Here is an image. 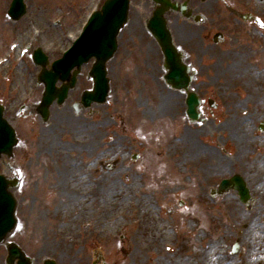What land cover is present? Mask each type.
Returning a JSON list of instances; mask_svg holds the SVG:
<instances>
[{
	"label": "flooded vegetation",
	"instance_id": "obj_1",
	"mask_svg": "<svg viewBox=\"0 0 264 264\" xmlns=\"http://www.w3.org/2000/svg\"><path fill=\"white\" fill-rule=\"evenodd\" d=\"M179 2L187 4L186 12H171L166 17L170 26L172 25L178 32L177 45L183 50L186 62L196 70V78H199L200 83L222 81L225 73L221 62L224 59L216 47L217 44L213 43L214 34L220 31L217 4L219 1L179 0ZM0 7L7 8V0H0ZM154 9V0H132L131 32L126 35V31H123L119 37V48L123 51L128 50L134 43L143 50L145 44L143 37L146 33L150 35L147 19ZM190 11L193 15L187 17ZM198 14L201 15V22L196 19ZM238 15L241 16L239 12ZM247 30L249 31L243 38L246 41L245 46L236 52L238 59L229 64L230 70L235 69V75L244 71L247 77L243 81L247 83V92L242 98L247 106L243 110L241 107L243 101L235 96L220 98L216 91L198 92L202 99L201 110L205 121L193 123L186 114L187 92L174 91L170 95L161 93L157 107L149 104L148 96L147 100L143 96L136 98L138 109H141L143 114L168 115L167 111L171 108L169 104L182 108L184 114V123L179 135L181 144H184L181 149V160L178 162L181 172L169 170L161 176L166 182L168 180L169 184L173 182L172 189L166 194L162 193L167 202L142 204L161 224L162 234L154 235L150 228L145 230L142 227L137 228L133 234L134 242L137 243L134 249L141 256L142 263L148 261L147 264H264V131L261 133L258 130L264 120V23L262 26ZM196 35L203 41L202 45L194 44ZM226 38L225 35V40ZM147 48H153V44L148 43ZM159 52L162 53L160 49ZM244 56L247 58L242 62ZM124 59H121L119 67L126 77H130L131 72ZM161 60L163 61V55ZM142 61L149 67L148 70H143L148 77L163 80V70L157 73V69L161 68L160 60L157 63L148 62L146 59ZM143 64L140 66H145ZM211 100L216 107L210 105ZM262 104L263 114L260 112L261 117L254 119ZM126 105L125 102L124 106ZM70 121L73 134L81 136L82 145L74 143V147L78 146L80 151L85 152L84 160L76 163L78 156L72 155L74 161L71 164L66 162L64 170H58L54 186L42 187L41 190H51L54 194H74L71 186L73 183L67 186L65 183L60 185L59 178L69 180L71 178L69 175L78 169V176L85 181L82 190H85L89 194V200L99 207L102 205L101 194L105 189L103 181L108 178L107 171L119 172L121 177L131 179V183L121 188L137 192L140 166L137 160L132 159L135 151L126 149L137 144L133 136L130 143L122 141L120 145L122 157H114L115 167L109 170L107 110L91 107L85 110L83 117L76 113L71 115ZM116 121L119 130H127V120L122 112L118 114ZM251 126L254 133L249 136L245 131H249ZM253 137L255 139L252 141L259 140L262 154L256 156L257 158L244 157L243 154L248 150L246 143ZM189 154H194L197 158V167L194 170L188 166ZM19 169L23 174V164ZM7 170L11 171L8 158ZM237 173H241L247 183L250 192L247 201L242 199L241 189L234 187L239 182H232L229 189L220 191L219 185L222 180ZM173 196H178L179 202H172ZM92 202L87 203L89 207L82 209L83 212L77 215L79 221L92 218L101 220L102 212H98L99 208L94 209ZM56 210H59V207ZM94 210L98 213L92 217L91 213ZM44 211L48 217L51 212L49 207ZM206 211L208 214L212 211L209 216L213 215V218L206 216ZM228 211L229 214L226 213ZM217 212L224 214L222 217L224 225L234 228L232 234L221 233L224 229L217 218ZM236 216L242 218H235ZM18 217L19 222H27L29 214H20ZM154 224L152 223V227ZM153 232H157V229L155 228ZM230 240L234 242L231 243ZM236 242H239V248L234 252L233 246ZM33 257L41 259L38 264H45L48 253L45 250H38L33 253ZM139 260L136 256L133 264H140Z\"/></svg>",
	"mask_w": 264,
	"mask_h": 264
},
{
	"label": "rangeland",
	"instance_id": "obj_2",
	"mask_svg": "<svg viewBox=\"0 0 264 264\" xmlns=\"http://www.w3.org/2000/svg\"><path fill=\"white\" fill-rule=\"evenodd\" d=\"M104 1L105 0H27L28 12L17 22H13L9 18L6 22L3 12L4 8L0 7V56H4L1 57L0 60L5 59V62L7 60L9 63L5 70L0 71V104L5 105V115L10 118L16 126L21 138V145L16 148V156L12 159L11 164L13 167L18 168L23 164V177L25 181L22 188L16 190L19 200L18 214H29L27 222L22 221L23 227L20 226L22 230L17 231L14 238L18 242H21L30 254L38 250H45L49 255L54 256L60 264H92L96 260L97 255L95 253L98 250L104 253L109 264H133L136 256L139 257L140 264H147L148 261L142 263L141 256L138 254V251L134 249L137 243L134 242L132 234L140 223L136 222L133 216L131 220L126 223H123L125 219L118 220L117 217L113 216L116 209L109 207V204L112 199L117 197L115 196V192L119 194V200L121 198V200L126 201L125 203H130L134 206H137V203L143 204L148 202L154 204L167 202V199L162 197V193L166 194L168 190H171L173 182L169 184L168 180L167 183L164 177L161 176L164 171L169 170L167 167L172 168L174 163L167 161V158L164 157L169 153L175 160L179 159L178 156H182L181 149L184 145H182L178 139H176L175 142H173L174 140L170 141V130L175 128L171 127V125L174 123L180 125L184 117L182 108L175 107L172 104H169L171 108L167 111V116L159 114L147 116L140 111L134 112L130 114V116L135 125L133 126L129 123L128 126V128L132 130L129 129L126 135H124V132L118 130L115 117L118 115V112H120L119 110H121L122 104L124 105L123 101L130 103L131 107H135L137 100H133V97L138 98L142 94L144 96L143 98L147 100V93L141 92L145 91L149 92V95L152 97L148 100L149 104L157 107L159 101L158 95L160 93L170 95L174 92L164 81L152 80L149 88V84H145L143 80V78L146 77L143 72L145 66H137V61L147 57L145 55L147 53L151 63H153V59H158V56H160L156 50L157 45L154 40H152V37L145 34L143 37L145 41L143 50H140L138 45L132 44L128 50H118L115 57L109 61L108 66L111 74L112 90L109 100L105 104L98 105L97 107L99 109H106L108 114V158L117 156L122 157L120 147L122 141L130 143L131 137L133 136L137 143L133 148L127 147L126 149L141 152L142 158L138 162L140 166L138 187L141 193H133L134 190L132 192H126V190L122 192L119 190L114 191L108 186L111 191L106 194L104 203L102 201L100 207L94 205V202L92 204L94 209L99 208L98 212L100 213L105 211L106 209L104 206L108 205V209L104 212V215L110 216L107 218L104 216V220H102L101 217V227L99 228H101L102 231L96 229L95 224L99 222L97 220L89 219L81 221L82 226L79 225L78 240L75 242L78 245H75L73 248H66L64 242H61L59 237L60 230L70 226L72 224L71 222H74L76 219L72 218L73 215L82 213V209L77 207L79 206L77 204L73 207L70 206L67 198L62 196V193L54 197V195L51 196V190H46L43 195H40L41 191L33 189L40 188L41 190L42 187L54 186L56 180L55 176H58V170H64L68 160L67 163L69 164L74 161V156L72 155L75 154L78 156L76 158L77 161H75L76 163L84 160L83 157L85 152L80 151L81 149L78 146L74 147V143L82 145L83 142L81 141V136L73 134L71 130L70 114L73 113L71 104L80 97L79 92L91 86L92 82L85 73L76 89L71 92L67 103L64 106L54 105L52 108V118L47 123L42 121V119L35 114L34 116L28 115L27 117L19 116L20 118L15 116L23 104L28 106L23 114L34 111L35 103L41 99L43 87L36 85L35 81V76L40 72L41 68L35 65L33 61L32 55L34 49L38 46L43 47L52 61L62 56L64 51L80 34L92 10L100 8ZM219 3H217L220 22L219 29L225 32L228 37L223 44L216 47L223 55L224 61L221 62V65L224 67V70L220 68L224 71L225 77L222 78L220 82L210 83H200L198 78L193 84V87L199 92L207 90L216 91L219 93V97L236 96L237 98H241L240 100L243 101L241 105L243 110L247 105L244 103V100H242L243 97L239 95L245 90V82L243 81H245L247 77L244 71H241L243 73H239V75H235V69L233 71L230 70L229 64L234 59H238L236 52L238 50L240 51L241 48L245 46L246 41L243 40V38L246 32L249 31L247 29L256 28L258 26L238 17L235 19L234 15L236 14L227 13V9L230 4L240 10H248L258 16L264 17V13H260V10L256 7V3L264 4V1L219 0ZM34 13H36V16H34ZM131 28L132 26L130 24L127 28L128 31L126 30V35L131 32ZM136 30H140V28H136ZM36 31L40 33L37 35ZM19 33H21V35ZM18 38H20L18 42L19 46L15 45ZM194 39V44H203V41L198 35H196ZM148 43L153 44V48H147ZM123 57L129 59L128 62L132 60L135 62V65L131 62V67L134 68L132 71L136 73V77L138 78H133V81L128 79L123 80L119 67ZM128 62L125 63L127 66L130 65ZM205 62H207V60H205ZM19 66H23L25 74H23L21 80L17 82L14 74ZM89 67L90 65L88 69ZM146 68L149 69L148 67ZM130 93L133 94L131 95ZM259 109L254 119L260 118L261 113L263 114V104ZM123 111L125 113V109H123ZM83 116L84 114L81 115V117ZM169 127H171L170 130H168ZM252 129L253 126L250 128V135L253 134ZM195 138L196 136H194V139ZM254 139L255 137H253L251 141ZM117 140L121 141L117 142ZM255 142H259V140ZM254 143H251V145L246 144L248 151L243 154L244 157L257 158L256 155L260 156L262 154L261 147H256ZM248 146L250 148H248ZM149 160L153 168H149ZM188 166L193 170L196 169L197 158L194 154H189ZM176 167H178L177 164ZM153 169L158 173H155ZM0 170L6 171V163L1 161V159ZM74 171H77V175H79L78 169ZM114 172L115 171L106 172L108 178L111 179L108 182L113 180L117 182L118 185H121L120 187H125L128 183H131V179L128 180L127 178H123L119 172ZM8 174L12 175L14 172H8ZM152 180L154 182H152ZM160 186L163 188H160ZM86 194H84V192L75 194V196H73L75 197L74 201H77L78 198H86ZM137 195H143L146 200L140 201ZM172 198V202L178 201V196H173ZM45 202L49 204L47 205ZM48 207L51 212L47 217L44 209ZM57 207H59V210H56ZM98 212L94 210V213ZM205 213L209 218H213V215L209 216L207 211ZM226 213L229 214V211ZM162 214H164V211ZM216 214L218 215L217 218L221 221V227L224 229L221 233L232 234L234 228L224 225L222 221L224 214L222 212H217ZM235 218L241 219L242 217L236 216ZM104 226L106 227L103 228ZM236 226H238L237 223ZM74 227L78 228L77 225ZM206 228L208 229V227ZM237 228L239 227H235V229ZM122 235L127 236L125 240H122ZM230 241L231 243L234 242H232V240ZM6 256L7 252L5 246L0 245V264H6Z\"/></svg>",
	"mask_w": 264,
	"mask_h": 264
},
{
	"label": "water",
	"instance_id": "obj_3",
	"mask_svg": "<svg viewBox=\"0 0 264 264\" xmlns=\"http://www.w3.org/2000/svg\"><path fill=\"white\" fill-rule=\"evenodd\" d=\"M129 0H107L103 9L97 11L90 19L85 27L82 36L75 42L73 47L67 51L61 59L53 64L52 70L45 67L48 64V57L41 49H37L34 55L37 64L44 66L42 76L47 89L44 94L42 112L45 116L49 113V106L56 97L62 103L69 92V88L75 84V74L71 70L75 66H81L82 63L88 61L91 57L97 58L92 74L95 77V91L86 92L84 101L89 104L94 100L104 102L109 93V78L107 77V61L113 57L117 49V36L121 27L124 25L128 10ZM25 4L23 0H14L10 9V14L15 18H19L25 12ZM164 11V9H162ZM163 50L166 54L168 66L170 68L168 81L175 87H187L190 80H176L181 76V67L177 62L178 53L174 47L172 37L161 21L160 27L155 32ZM184 68H182L183 70ZM68 79L70 82L65 84L60 91L56 87L59 80ZM190 116L197 117L198 112L196 106L198 98L194 93L189 96ZM4 107L0 106V156L3 153L11 154L14 145L17 143L15 129L4 118ZM18 183H13L5 175L0 173V241H3L7 234L12 231L16 225L15 210L17 201L11 188L17 187ZM12 252L16 256L19 250L16 245L12 248ZM24 260V257H23ZM24 264H30L29 259H25Z\"/></svg>",
	"mask_w": 264,
	"mask_h": 264
},
{
	"label": "bare ground",
	"instance_id": "obj_4",
	"mask_svg": "<svg viewBox=\"0 0 264 264\" xmlns=\"http://www.w3.org/2000/svg\"><path fill=\"white\" fill-rule=\"evenodd\" d=\"M263 5L264 4L256 3V7H258L259 10H264V6ZM19 34L21 35V33H19ZM31 34H32V31H31ZM19 40H20V38H18V40L16 41L15 45L19 46V44H18ZM17 50H18V48H17ZM246 58L247 57L244 56L242 58V60H243L242 62H244L246 60ZM3 62H4V60L1 61L0 64L3 63ZM8 65H9L8 61H7V63L4 62V64L0 65V71H2L5 68H7ZM23 69H24L23 66H19L17 68V70L15 71L14 75H15V79H16L17 82H19L21 80L22 75L25 74V71H23ZM69 176H71V178L69 180H65V179L60 177L59 178V184L61 185V184L65 183L66 186H67L69 183H73L71 186H72V188L75 191L74 193H76V194H79L81 192L83 193V190H82L81 187H83L85 181L83 179H81L77 175V171L73 172ZM109 180H111V179L110 178H106L105 182L103 181L105 189L102 191L101 201L100 202L103 201V203H104V200H106V194L109 191H111V189H113L114 191H118L119 190L120 192L125 190V189H122L120 187L121 185H118L117 182H115L113 180L108 182ZM108 186H110L111 189ZM132 191H127L126 190V192H132ZM115 193H116L115 196H117V197L112 199L111 203L109 204V207H112V209H114V208L116 209V212L113 214L114 217H117L118 220L119 219L120 220L125 219L123 223H126L127 221L131 220V218L133 216L134 219L138 223H140V227L144 228L145 230H149V228H150V231L152 230L151 233L154 234V235L162 234L161 224L158 222V220H156V217L153 215V213L151 211H149L145 206H141L140 203H137L138 204L137 206H134L133 204H130V203H125L126 201L121 200V198L119 200L118 199V195L119 194H117V192H115ZM133 193H137V192L134 190ZM126 194H130V193H126ZM62 196L66 197L69 203H72V204H75V205L76 204L79 205L77 207H79L81 209L88 208L89 205H87V203L92 202L91 200H89L88 197H86L87 199L86 198H83V199L78 198L77 201H74L75 197H73L71 195L62 194ZM132 205H133V208H132ZM107 206H104V208L106 210L108 209ZM105 211L102 212V220L105 219V217H104V216H106V215H104ZM91 215H92V217L95 216L94 211H93V213H91ZM108 216H110V215H107L106 218ZM100 221L97 222V224H95V226H96L97 230H101L102 231V229L99 228V227H101L100 226ZM71 223L72 224L70 226H68L66 229H61L60 232H59V237L61 239V242H64V245L66 246V248H73V247H75V245H78L75 242L78 240L77 236H78L80 222L74 221V222H71ZM152 223H155L154 227H152ZM76 225L78 226V228L74 227ZM105 227L106 226H104L103 228H105ZM155 228L157 229V232H153ZM162 245H164V243Z\"/></svg>",
	"mask_w": 264,
	"mask_h": 264
}]
</instances>
